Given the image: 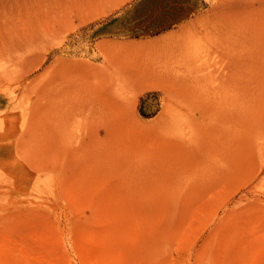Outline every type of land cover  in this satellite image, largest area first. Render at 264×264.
<instances>
[{"label":"rangeland","instance_id":"374dc122","mask_svg":"<svg viewBox=\"0 0 264 264\" xmlns=\"http://www.w3.org/2000/svg\"><path fill=\"white\" fill-rule=\"evenodd\" d=\"M0 264H264V0H0Z\"/></svg>","mask_w":264,"mask_h":264}]
</instances>
